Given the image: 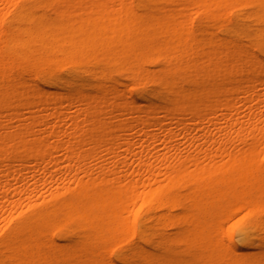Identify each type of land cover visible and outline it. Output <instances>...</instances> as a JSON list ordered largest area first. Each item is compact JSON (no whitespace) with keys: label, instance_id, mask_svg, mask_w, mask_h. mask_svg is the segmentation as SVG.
I'll list each match as a JSON object with an SVG mask.
<instances>
[{"label":"bare ground","instance_id":"bare-ground-1","mask_svg":"<svg viewBox=\"0 0 264 264\" xmlns=\"http://www.w3.org/2000/svg\"><path fill=\"white\" fill-rule=\"evenodd\" d=\"M0 264H264V0H0Z\"/></svg>","mask_w":264,"mask_h":264}]
</instances>
